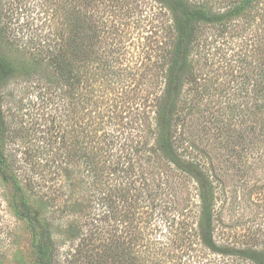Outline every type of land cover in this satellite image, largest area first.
Listing matches in <instances>:
<instances>
[{
    "label": "trees",
    "instance_id": "trees-1",
    "mask_svg": "<svg viewBox=\"0 0 264 264\" xmlns=\"http://www.w3.org/2000/svg\"><path fill=\"white\" fill-rule=\"evenodd\" d=\"M37 1L43 21L28 9L17 26L39 22L41 33L25 38L28 65L19 69L0 43V203L8 202L25 224L35 264H157L164 253L155 255L153 243L160 241L149 239L152 233L184 222L166 210L181 191L174 178L195 183L205 248L264 264L262 248L232 250L215 240L213 181L189 158L182 130L188 88L198 94L213 81L208 59L217 37L241 40L264 30V0ZM9 2L0 0L5 41L17 37L4 22ZM15 3L18 11L26 8L24 0ZM138 24L152 26L142 37L148 42L142 72L126 48ZM252 37L250 54L225 56L223 68L244 66L258 110L264 109V31ZM18 76L34 82L36 99L57 100L42 127L22 126L4 107ZM142 77L155 90L132 100ZM162 195H172L171 204ZM134 247H141L139 256Z\"/></svg>",
    "mask_w": 264,
    "mask_h": 264
},
{
    "label": "rangeland",
    "instance_id": "rangeland-1",
    "mask_svg": "<svg viewBox=\"0 0 264 264\" xmlns=\"http://www.w3.org/2000/svg\"><path fill=\"white\" fill-rule=\"evenodd\" d=\"M24 1L26 8L22 12L15 8V0H10L5 11L4 22L6 26L11 23V27H15L13 33L17 37L8 39L9 42L5 38L0 40L3 52L14 60L19 69L28 65L24 61H30L28 51L31 44L28 47L24 44L27 34L41 33L36 28L38 21L30 29L17 28L21 17L27 14L28 9L30 15L42 21L45 15L37 0ZM55 19L52 17V21ZM142 26L138 24L130 28L131 38L126 47L127 57L136 63L135 69L140 72L144 69L148 45L142 37L152 30L150 24ZM263 31L262 27H257L252 33L244 34L246 38L241 40L233 34L217 37L216 48L208 59L214 71H211L213 81H206L203 92L196 94L188 88L189 92L185 95L188 110L182 130L188 145L187 153L211 175L215 192L214 238L218 244L232 250L264 249V109L256 110L252 105L253 95L248 90L250 84L246 80L244 66L224 70L225 56H235L238 52L250 54L252 35L258 36ZM204 69L207 70V67ZM22 77L18 76L9 87L13 94L5 101L4 107L18 115L17 120L22 126L31 127L36 122L42 127L47 113L54 112L52 109L57 100L36 99L34 82H26ZM140 80L144 84L135 98L132 97L135 101H141L143 94L155 90L147 77ZM204 83L200 82V85L203 87ZM174 182L177 190H181L177 194L179 197H162L170 200V204L175 200L169 208H165L168 213H181L180 220L184 218V222H175L170 232L152 233L149 239L155 237L160 241L153 243L155 255L161 251L164 253L162 257L158 255V261L154 258L157 264H253L242 256L211 252L202 245L195 183L187 178L182 183L174 178ZM82 197L87 199L89 195ZM10 210L8 202L0 203V264H35L28 250L29 232ZM176 239L178 242L173 243ZM133 250L139 256L141 247H134ZM144 254L146 250L141 253L142 257Z\"/></svg>",
    "mask_w": 264,
    "mask_h": 264
}]
</instances>
